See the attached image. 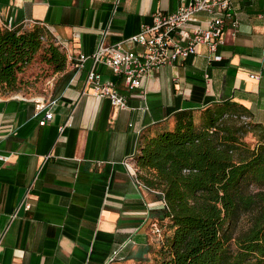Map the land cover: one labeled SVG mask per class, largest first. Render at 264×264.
Wrapping results in <instances>:
<instances>
[{"label":"crops","instance_id":"obj_1","mask_svg":"<svg viewBox=\"0 0 264 264\" xmlns=\"http://www.w3.org/2000/svg\"><path fill=\"white\" fill-rule=\"evenodd\" d=\"M233 4L239 27L226 30L221 60L201 45L129 92L92 55L102 41L121 43L158 12L176 11L181 0H0L3 22L45 25L68 55L44 92L27 86L0 95V264H141L155 255L158 226L150 211L163 200L141 182V170L130 169L141 136L173 129L179 110L226 99L264 127V0ZM208 19L197 15L193 23L204 27ZM123 48L142 49L128 42ZM91 70L120 87L127 108L94 95ZM48 111L53 117L41 125Z\"/></svg>","mask_w":264,"mask_h":264},{"label":"trees","instance_id":"obj_2","mask_svg":"<svg viewBox=\"0 0 264 264\" xmlns=\"http://www.w3.org/2000/svg\"><path fill=\"white\" fill-rule=\"evenodd\" d=\"M67 64L66 50L45 25L9 29L0 21V95ZM250 116L226 99L179 110L173 129L141 136L138 177L163 200L150 211L162 230L153 248L159 264H264V127ZM249 133L257 137L254 147L245 140Z\"/></svg>","mask_w":264,"mask_h":264},{"label":"built area","instance_id":"obj_3","mask_svg":"<svg viewBox=\"0 0 264 264\" xmlns=\"http://www.w3.org/2000/svg\"><path fill=\"white\" fill-rule=\"evenodd\" d=\"M201 14L209 18L204 27L193 23V18ZM0 21L9 29L15 27L12 22H3L1 18ZM238 27L239 21L233 0H181V5L176 11L158 12L152 24H145L140 32L129 39L115 45L102 41L92 57L96 62L103 59L116 76L124 79L126 89L131 92L140 88L145 77L162 67L175 65L179 60L197 54L201 45L208 47L215 60H221L222 56L217 52L224 43L226 30L230 28L237 32ZM58 42L60 43L59 40ZM127 42L142 49L135 52L124 50L123 44ZM60 44L66 49L64 44ZM87 58L85 55L79 57V66L82 67ZM87 83L93 86L95 96L108 98L117 107H128L127 95L121 92L116 83L103 81L99 72L91 70ZM45 107L43 102L39 104V108ZM52 117L53 113L48 111L40 124L46 125ZM244 119L247 120L246 117ZM130 169L135 175L140 172L137 164L132 165ZM27 207L30 205L27 204ZM156 234L162 238V230L159 227H156ZM117 254L118 251L112 253L109 263L115 261Z\"/></svg>","mask_w":264,"mask_h":264},{"label":"rangeland","instance_id":"obj_4","mask_svg":"<svg viewBox=\"0 0 264 264\" xmlns=\"http://www.w3.org/2000/svg\"><path fill=\"white\" fill-rule=\"evenodd\" d=\"M49 79V78H48ZM42 80V82H40V80H38L37 82L33 83L31 86L33 87V89H35L36 87L39 88V90H41L42 92H44V87H47V80ZM27 89V88H26ZM46 93V92H45ZM245 140L252 146L254 147L257 144V137H255L254 135H252L251 133H249L246 137ZM254 189V188H253ZM164 231V229H163ZM159 240L156 241V246L158 247L161 242H162V238H160L158 236ZM142 264H159V258L155 257V255H153V257L148 258L146 261H142Z\"/></svg>","mask_w":264,"mask_h":264}]
</instances>
